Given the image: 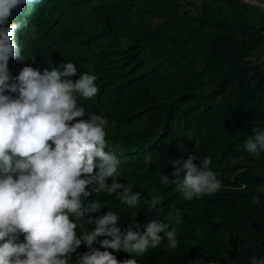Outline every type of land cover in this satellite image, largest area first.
<instances>
[{"label": "trees", "instance_id": "obj_1", "mask_svg": "<svg viewBox=\"0 0 264 264\" xmlns=\"http://www.w3.org/2000/svg\"><path fill=\"white\" fill-rule=\"evenodd\" d=\"M20 16L29 24L17 31L25 61L10 60V72L71 61L79 73L95 74L100 91L90 111L109 119L107 147L122 153L120 182L142 193L138 207L121 204L115 194L94 195L103 208L91 215L111 209L122 229L153 219L177 228L175 250L165 239L136 257L138 264L264 258V150L253 156L244 146L254 129L264 131V60L253 57L264 46V13L257 6L242 0H41ZM158 115L167 133L145 148L134 137H149ZM189 155L198 165L211 157L219 191L185 200L174 185L159 182L161 175L171 178L169 161ZM153 188L165 199L149 212L145 200ZM172 209L181 211V223L167 220Z\"/></svg>", "mask_w": 264, "mask_h": 264}, {"label": "clouds", "instance_id": "obj_2", "mask_svg": "<svg viewBox=\"0 0 264 264\" xmlns=\"http://www.w3.org/2000/svg\"><path fill=\"white\" fill-rule=\"evenodd\" d=\"M40 3L0 0V264H74V257L75 264H138L136 257L165 239L175 250L178 232L169 223L153 219L141 226L133 221L122 229L120 215L111 209L91 215L103 208L94 195L115 194L129 207H138L142 199L131 184L120 182L122 153L117 150V158L107 147L109 119L90 111L100 91L97 76L79 73L71 61L42 71L25 64L18 75L10 72V60L25 61L17 31L29 30V24L20 12ZM121 46L127 47L125 38ZM78 96L83 99L77 101ZM157 118L149 137H134L145 148L167 133ZM116 125L112 120L111 127ZM244 146L258 155L264 150V131L254 129ZM196 160L189 155L169 161L171 178L164 174L159 182L174 185L185 200L219 191L222 183L211 170V157H202L199 165ZM143 163L150 165L151 157ZM239 187L244 190L247 184ZM155 192L145 200L149 212L165 199ZM258 201L253 197V203ZM166 218L179 224L182 213L172 209ZM121 251L131 258L117 259L114 253ZM250 264H264V258L254 255Z\"/></svg>", "mask_w": 264, "mask_h": 264}, {"label": "rangeland", "instance_id": "obj_3", "mask_svg": "<svg viewBox=\"0 0 264 264\" xmlns=\"http://www.w3.org/2000/svg\"><path fill=\"white\" fill-rule=\"evenodd\" d=\"M247 1H256V2H253L251 4H253L254 6H257L263 13H264V8L258 6V5H255V3H258V4H264V0H247ZM255 58L257 60L259 59H262L264 60V47H260L258 50L256 49V54H255Z\"/></svg>", "mask_w": 264, "mask_h": 264}, {"label": "water", "instance_id": "obj_4", "mask_svg": "<svg viewBox=\"0 0 264 264\" xmlns=\"http://www.w3.org/2000/svg\"><path fill=\"white\" fill-rule=\"evenodd\" d=\"M244 2H246V3H248V4H251V3H253L254 1H247V0H243ZM258 6H260V7H264V5L263 4H257Z\"/></svg>", "mask_w": 264, "mask_h": 264}]
</instances>
